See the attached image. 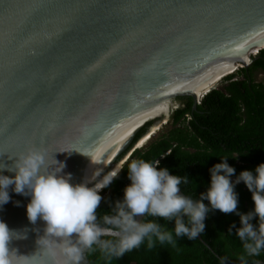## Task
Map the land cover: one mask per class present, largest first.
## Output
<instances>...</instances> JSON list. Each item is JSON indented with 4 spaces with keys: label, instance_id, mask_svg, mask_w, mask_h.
I'll return each instance as SVG.
<instances>
[{
    "label": "water",
    "instance_id": "95a60500",
    "mask_svg": "<svg viewBox=\"0 0 264 264\" xmlns=\"http://www.w3.org/2000/svg\"><path fill=\"white\" fill-rule=\"evenodd\" d=\"M262 32L264 0H0V175L14 178L19 157L38 150L41 171L63 176L107 126L130 128L169 97L167 111L178 97L195 109L230 63L251 64ZM165 114L146 121L116 160L144 123L133 129L99 176ZM14 189L0 205L12 264H66L61 238L45 236L42 218L28 219L31 194ZM80 264H91L87 249Z\"/></svg>",
    "mask_w": 264,
    "mask_h": 264
},
{
    "label": "clouds",
    "instance_id": "9594fccd",
    "mask_svg": "<svg viewBox=\"0 0 264 264\" xmlns=\"http://www.w3.org/2000/svg\"><path fill=\"white\" fill-rule=\"evenodd\" d=\"M227 159L210 169V187L200 194L199 200L181 193L180 185L188 183L187 176L172 175L167 168H158L159 160H132L128 164L131 185L126 187L123 201L115 202L114 214L103 217L104 224L109 227H102L97 223L96 215L103 200L100 192L112 184L119 170L109 172L94 187H88L87 182L73 185L70 176L65 178L56 173L42 172L44 153L30 150L16 162L14 178L0 175V205L9 201L10 185H15L16 193L27 194V189L32 196L27 205L28 219L35 223L42 218L47 224L45 236L61 238L66 264H80L85 249L94 252L98 248L104 258L111 261L138 249L145 240L148 249H152L157 240L161 244L175 246L172 232L162 230L155 221L145 222L137 217L174 220L176 237L196 239L205 231L207 213L213 210L235 213L241 224L236 232L243 242V254L239 260L241 264H248V257L260 256L264 251V163L255 169V175L251 171H243L233 183L230 177L235 174V168L228 164ZM241 181L251 191L255 205L254 211L246 214L238 211V194L234 190L235 184ZM205 200L210 202V207L204 203ZM257 218L258 227L253 223ZM233 228H236L235 224L229 232ZM12 234L7 224L0 221V264H12L8 246ZM104 236L116 239H102ZM73 237L75 243L72 242ZM226 260L227 257L221 258L220 264H225Z\"/></svg>",
    "mask_w": 264,
    "mask_h": 264
},
{
    "label": "trees",
    "instance_id": "16d2710c",
    "mask_svg": "<svg viewBox=\"0 0 264 264\" xmlns=\"http://www.w3.org/2000/svg\"><path fill=\"white\" fill-rule=\"evenodd\" d=\"M255 71L264 73V49L253 55L250 65L224 76L225 82L209 89L195 109H192L191 97H179V105L172 109L168 130L157 136L151 135L143 146L134 148L122 163L118 177L101 190L103 200L97 209V223L104 224L103 217L114 214L115 202L123 201L125 189L131 185L128 164L132 160H159L158 168H167L172 175L187 176L188 183H182L180 188L193 200H199L200 194L208 190L210 169L223 163L224 158H228V164L235 168V174L230 177L233 183L243 171H251L255 175V169L264 163V83L255 81ZM149 124L134 134L116 160L131 148ZM234 190L238 194V211L244 214L254 211L252 193L246 184L241 181L235 184ZM204 203L210 207L209 201ZM141 220L155 221L162 226V230L172 232L175 246L161 244L157 240L155 246L148 249L145 240L138 249L111 261L105 259L98 248L94 252L87 250L90 263L220 264L221 258L227 257L225 264H241L239 256L243 254V242L236 232L241 224L240 217L235 213L213 210L206 214V228L200 237L207 245L198 237H176L174 220L151 216ZM184 220L187 224V217ZM253 223L258 227V218ZM233 224L236 228L229 232ZM102 239L114 240L116 237L104 236ZM247 259L248 264H256L257 261L264 264V251L260 256Z\"/></svg>",
    "mask_w": 264,
    "mask_h": 264
},
{
    "label": "bare ground",
    "instance_id": "6f19581e",
    "mask_svg": "<svg viewBox=\"0 0 264 264\" xmlns=\"http://www.w3.org/2000/svg\"><path fill=\"white\" fill-rule=\"evenodd\" d=\"M255 41L256 43L259 42L255 46L258 45L264 46V32L260 33L259 37ZM258 50H259L258 47H254V49L252 50L253 52L252 51L251 52L254 53L255 51ZM232 67L233 65L232 63H230V65L225 70H223L221 73L216 75L198 94L199 99L202 94L206 93L207 91H209V89L215 86V84H217V82L222 77L235 71V69L232 70ZM170 104H171L170 97L162 100L136 125L130 128L124 130H116L107 126L103 130V134L99 136L96 140H94L84 151H76L73 153L65 168L63 177L68 178L70 176V183H72L73 185L87 182L88 187H94L95 184L100 182L102 178L105 175H107L109 172L113 170H119L121 164L124 161L123 159L122 162L120 161L121 163L118 162V164L115 165L108 173L102 176H99L100 174H98L101 170L105 168V166L109 163L110 159L115 155L116 151L127 140V136L133 131V129H135L137 126L143 123L145 124V122L150 119L157 118L159 115L161 116L164 115L165 113H166L165 115H167L169 113L167 109L170 106ZM157 125L158 124L152 125L151 127L152 132H150L146 137L140 139L136 147H141L147 142V140L150 138L152 133H154L158 128Z\"/></svg>",
    "mask_w": 264,
    "mask_h": 264
},
{
    "label": "rangeland",
    "instance_id": "374dc122",
    "mask_svg": "<svg viewBox=\"0 0 264 264\" xmlns=\"http://www.w3.org/2000/svg\"><path fill=\"white\" fill-rule=\"evenodd\" d=\"M262 49H264V48H262ZM255 52H257V51H255ZM255 52L252 54L255 55ZM235 77H237V76H235ZM254 79H255V81H261L264 83V73L260 72V71H255L254 72ZM223 82H225V80L222 77V79L219 82H217V84H215V86H219ZM178 98H177L178 104L175 101L172 102V106H171L172 109H174L175 107H177L179 105ZM171 112H172V110H170L169 113L167 115H165L160 121H157L156 123L152 124V125L159 124V126H158L159 129L157 128L156 131L152 135L157 136V135H160V134H162L168 130V128L170 126Z\"/></svg>",
    "mask_w": 264,
    "mask_h": 264
}]
</instances>
